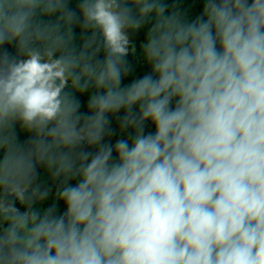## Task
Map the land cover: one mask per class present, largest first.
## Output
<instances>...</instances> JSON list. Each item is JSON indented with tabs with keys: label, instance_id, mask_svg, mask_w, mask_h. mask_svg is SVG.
I'll list each match as a JSON object with an SVG mask.
<instances>
[{
	"label": "clouds",
	"instance_id": "1",
	"mask_svg": "<svg viewBox=\"0 0 264 264\" xmlns=\"http://www.w3.org/2000/svg\"><path fill=\"white\" fill-rule=\"evenodd\" d=\"M0 264H264V0H0Z\"/></svg>",
	"mask_w": 264,
	"mask_h": 264
},
{
	"label": "trees",
	"instance_id": "2",
	"mask_svg": "<svg viewBox=\"0 0 264 264\" xmlns=\"http://www.w3.org/2000/svg\"><path fill=\"white\" fill-rule=\"evenodd\" d=\"M166 2L169 4L170 9L172 6H175L185 16L186 19L194 20L197 16L201 14L204 0H166ZM78 3H79V0H70V7L73 9H76ZM147 30H148V26H145L144 28H142L140 31L136 33H131V32L129 33L130 38L136 45L137 51L135 55L130 53L129 56L126 58L129 65L131 66L132 71L129 74V76L122 81V86L130 84L133 79L140 78L144 74H147L148 72L151 71L150 66L147 65L144 61V58L141 54V48H140L141 43L145 41ZM79 36H80V30H79V27H77L76 28L77 41H79ZM7 47H8L9 52L14 53V46H7ZM79 99L81 102L80 111L86 113L88 95L85 94L83 96H80ZM122 115H123V112L117 115H114V116H110V119L112 121L111 127L116 133L115 135L111 137L112 142H115V140L120 138L121 136V133L119 132L118 117ZM149 131H154V128L152 127L150 123L146 126V132H149ZM17 136H18V140L21 143H24L28 140V133L21 131L19 127H17ZM39 174H40V180L44 184L51 186L52 191L55 192V188L58 182H53L50 177V174L46 173L43 167L39 168ZM48 203L49 204L52 203L51 198H49ZM45 206H47V204ZM59 211L61 213L64 211L63 204L59 205Z\"/></svg>",
	"mask_w": 264,
	"mask_h": 264
}]
</instances>
